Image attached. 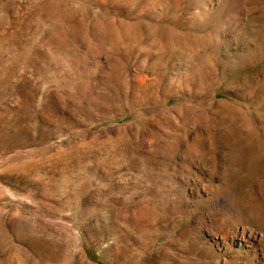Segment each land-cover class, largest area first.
Masks as SVG:
<instances>
[{"label": "rangeland", "instance_id": "obj_1", "mask_svg": "<svg viewBox=\"0 0 264 264\" xmlns=\"http://www.w3.org/2000/svg\"><path fill=\"white\" fill-rule=\"evenodd\" d=\"M0 264H264V0H0Z\"/></svg>", "mask_w": 264, "mask_h": 264}]
</instances>
